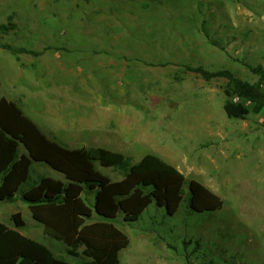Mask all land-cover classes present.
Instances as JSON below:
<instances>
[{
	"label": "rangeland",
	"instance_id": "rangeland-1",
	"mask_svg": "<svg viewBox=\"0 0 264 264\" xmlns=\"http://www.w3.org/2000/svg\"><path fill=\"white\" fill-rule=\"evenodd\" d=\"M0 43L24 49L0 47L1 96L49 139L132 163L157 154L224 199L212 214L186 201L173 215L152 204L134 222L119 213L130 243L118 264H264V109L228 117V80L186 69H230L259 82L250 66L264 67V0H0ZM42 175L65 180L34 161L31 178ZM14 211L25 233L36 230L20 194L0 200V222ZM37 237L75 260L63 242Z\"/></svg>",
	"mask_w": 264,
	"mask_h": 264
},
{
	"label": "trees",
	"instance_id": "trees-1",
	"mask_svg": "<svg viewBox=\"0 0 264 264\" xmlns=\"http://www.w3.org/2000/svg\"><path fill=\"white\" fill-rule=\"evenodd\" d=\"M0 47L16 53L24 50L4 43ZM186 69L206 80H228L224 104L228 117L245 119L264 109V90L260 87L264 67L250 66L259 77L257 83L245 81L230 69L212 71L190 65ZM236 97L240 101H235ZM34 161L63 173L65 180L45 175L33 180ZM97 162L115 167L123 177L112 179ZM18 194L29 204L33 217L44 225L45 233L63 242L75 260L58 256L41 241L24 235L20 228L26 225L25 219L16 212L13 226L0 222V264H118L119 253L130 243L116 223L119 213L126 222H134L152 204L164 207L170 215L176 214L185 201L190 209L209 214L225 204L202 181L187 177L157 154L147 153L132 163L123 154L102 148H67L49 139L0 92V200L15 201ZM91 194L95 195L93 202Z\"/></svg>",
	"mask_w": 264,
	"mask_h": 264
},
{
	"label": "crops",
	"instance_id": "crops-1",
	"mask_svg": "<svg viewBox=\"0 0 264 264\" xmlns=\"http://www.w3.org/2000/svg\"><path fill=\"white\" fill-rule=\"evenodd\" d=\"M58 179H59V178H58ZM29 210H30L31 221H32V222H31V225H32L33 227H35L36 230H31V231H28V233H25V231L23 230L24 227H26V225H25L24 227L20 228V231H21L24 235H26V236H28V237H30V238H32V239L39 240L38 237H37L39 232L43 233L44 235L46 234V233H45V229H44V225H43L42 223H40L39 221H37V220L33 217V214H32V211H31L30 207H29ZM16 212H18V211H14V212L11 213V218H12V215H13L14 213H16ZM22 216H23V214H22ZM23 218H24V217H23ZM7 224L10 225V226H13V225H12V224H13L12 221H11L10 223H7ZM39 225L42 227L41 230H37V229H38L37 227H39Z\"/></svg>",
	"mask_w": 264,
	"mask_h": 264
}]
</instances>
